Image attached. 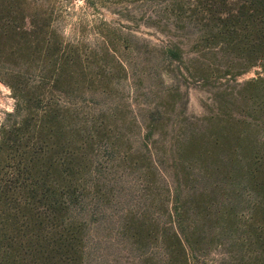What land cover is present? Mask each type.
<instances>
[{
	"label": "rangeland",
	"instance_id": "rangeland-1",
	"mask_svg": "<svg viewBox=\"0 0 264 264\" xmlns=\"http://www.w3.org/2000/svg\"><path fill=\"white\" fill-rule=\"evenodd\" d=\"M209 1L0 0V264L231 262L264 52Z\"/></svg>",
	"mask_w": 264,
	"mask_h": 264
},
{
	"label": "trees",
	"instance_id": "trees-1",
	"mask_svg": "<svg viewBox=\"0 0 264 264\" xmlns=\"http://www.w3.org/2000/svg\"><path fill=\"white\" fill-rule=\"evenodd\" d=\"M212 2L210 0L207 3L208 7L213 9L211 12L214 15L218 3L209 6ZM227 21H232L235 24V31H241L244 38L247 37L245 32H249L252 36L251 42L254 45L257 43L264 52V0H244ZM234 29L228 27L229 31ZM259 81H264V78L251 79L246 83L252 85ZM249 97L258 99L249 113L253 124H247L248 139L243 154L239 145H235L237 153L233 158L232 170L238 179L241 172L245 173L242 177L243 189L250 195V215L249 222L245 225L235 224L239 212L236 203L229 209L228 223L218 220L217 238L219 241L227 242L230 251L234 253L231 262L227 264H264V139L258 136L264 134V84L254 90L253 95L250 94ZM238 138L239 136L237 141Z\"/></svg>",
	"mask_w": 264,
	"mask_h": 264
}]
</instances>
